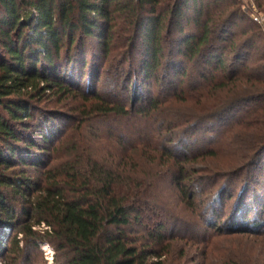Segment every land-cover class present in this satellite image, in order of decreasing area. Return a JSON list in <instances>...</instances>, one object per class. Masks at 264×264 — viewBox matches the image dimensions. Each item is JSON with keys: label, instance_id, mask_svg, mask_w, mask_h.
<instances>
[{"label": "rangeland", "instance_id": "rangeland-1", "mask_svg": "<svg viewBox=\"0 0 264 264\" xmlns=\"http://www.w3.org/2000/svg\"><path fill=\"white\" fill-rule=\"evenodd\" d=\"M231 2L241 15L225 22L230 35L221 37V30L211 35L216 53L226 47L220 69L202 57L191 60L176 53L181 35L174 28L161 34L163 55L151 75L139 70L141 38L129 49L123 38L128 33L118 27L106 54L97 39H89L81 52L71 53L73 62L61 58L59 80L68 91L53 89L34 102L39 110L24 122L30 128L23 132L38 146L28 151L33 163L18 166L24 177L41 187L48 171L58 175L70 164L83 172L89 162H97L141 188L148 206L141 226L129 230L132 237L148 243L146 227L153 229L159 221L167 225L164 241L154 247L168 245L165 264H264V90L253 88L264 64V30L252 20L249 7L253 3L264 17V6L258 0L202 1L204 9L210 4L215 18L225 12L218 19L223 23ZM198 26L191 19L182 21V34L196 35ZM232 42L241 52L237 59L228 55ZM1 57L6 55L0 43ZM230 71L242 78L234 96ZM94 95L122 103L130 115L104 116ZM142 107L149 110L147 116L134 113ZM39 124L52 132L45 142L32 135L40 131L35 128ZM34 191L29 187L25 193L34 197ZM19 202V195L11 199L12 210L19 211ZM0 227L3 248L15 232ZM28 252L32 264L61 260L46 242ZM0 264L10 259L0 258Z\"/></svg>", "mask_w": 264, "mask_h": 264}, {"label": "trees", "instance_id": "trees-1", "mask_svg": "<svg viewBox=\"0 0 264 264\" xmlns=\"http://www.w3.org/2000/svg\"><path fill=\"white\" fill-rule=\"evenodd\" d=\"M202 1L0 0V43L6 55L0 58V225L15 232L0 248V258H9L10 264L20 261L32 264L28 250L46 242L59 253L62 261L57 260V264H165L163 256L168 245L154 248L165 239L164 222H157L153 229L146 227L148 243L142 244L139 237L130 235L133 226H141L148 206L141 197L139 184L132 186L130 178L125 179L97 162H89L83 172L69 163L58 175L48 171L46 183L41 187L24 177V170L18 166L32 164L35 158L28 151L38 146L35 139L25 136L23 130L30 126L24 122L36 116L39 108L34 102H39L46 92L68 91L59 80L61 58H66L67 64L73 62L71 53L76 49L79 52L89 39H97L106 54L116 27L127 31L128 37L123 38L129 49L141 38L144 59L139 70L143 74L151 75L157 69L163 55L161 34L170 28L181 35L176 53L191 60L202 57L206 64L220 69L224 66L226 47L216 53L211 35L219 30L221 37L230 35L225 22L239 19L241 12L231 2L230 15L223 23V19H218L225 12L219 11L215 18L210 4L204 9ZM258 5L264 6V0H258ZM190 9L192 17L188 15ZM202 15L206 16L204 21ZM187 19L200 25L199 33L182 34L181 23ZM224 39L227 38L221 40ZM228 55L235 59L241 55L233 42ZM260 68L253 88L263 91L264 64ZM227 79L234 96L238 91L233 88L242 78L230 71ZM93 99L104 116L130 115L122 103L106 101L99 95ZM150 104L151 109L157 108L156 100H150ZM148 112L145 107L134 111L144 116ZM41 126H36L40 131L33 130L32 135L45 142L52 132L42 130ZM29 187L35 188L34 197L26 195ZM17 195L21 197L19 211L12 210L10 203ZM42 224L46 229L37 231Z\"/></svg>", "mask_w": 264, "mask_h": 264}, {"label": "built area", "instance_id": "built-area-1", "mask_svg": "<svg viewBox=\"0 0 264 264\" xmlns=\"http://www.w3.org/2000/svg\"><path fill=\"white\" fill-rule=\"evenodd\" d=\"M249 7L252 11L251 13L252 20L264 30V17L258 13V10L253 3H251Z\"/></svg>", "mask_w": 264, "mask_h": 264}, {"label": "bare ground", "instance_id": "bare-ground-1", "mask_svg": "<svg viewBox=\"0 0 264 264\" xmlns=\"http://www.w3.org/2000/svg\"><path fill=\"white\" fill-rule=\"evenodd\" d=\"M49 253V252H48Z\"/></svg>", "mask_w": 264, "mask_h": 264}]
</instances>
